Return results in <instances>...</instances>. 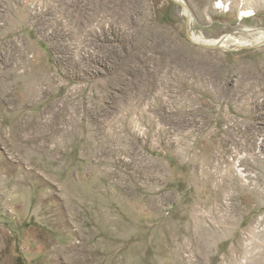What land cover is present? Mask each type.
<instances>
[{
	"label": "rangeland",
	"instance_id": "1",
	"mask_svg": "<svg viewBox=\"0 0 264 264\" xmlns=\"http://www.w3.org/2000/svg\"><path fill=\"white\" fill-rule=\"evenodd\" d=\"M185 1L195 36L257 44L264 0ZM186 23L0 0V264H264V44Z\"/></svg>",
	"mask_w": 264,
	"mask_h": 264
},
{
	"label": "bare ground",
	"instance_id": "2",
	"mask_svg": "<svg viewBox=\"0 0 264 264\" xmlns=\"http://www.w3.org/2000/svg\"><path fill=\"white\" fill-rule=\"evenodd\" d=\"M183 11L185 12V14L187 15L188 14V11L186 9H183ZM252 15V12L250 13L249 11H242L241 12V17H248V16H251ZM192 20V24H193V19L191 18ZM246 31H248V34H255L256 33V37H255V43H261V42H264V29H261V28H253V29H247ZM191 35V38L194 40V41H197L199 42L200 44H203V45H219V46H224V41L227 40V43H235L236 45V48H241V47H244V45L248 44V40L247 41H238L236 39H228V34H225V35H222L218 38H213V39H203L201 35L199 36H195L193 33H190ZM247 46H250V45H247ZM225 48V47H224Z\"/></svg>",
	"mask_w": 264,
	"mask_h": 264
},
{
	"label": "water",
	"instance_id": "3",
	"mask_svg": "<svg viewBox=\"0 0 264 264\" xmlns=\"http://www.w3.org/2000/svg\"><path fill=\"white\" fill-rule=\"evenodd\" d=\"M172 1H174L175 3H177L182 9H186L188 11V14H187V23H186L187 24V30H186L187 37H188V39L192 43H194V44H196L198 46L205 47V48H209V49H222V50L227 51V50H239V49H242L244 47H258V46L264 44V42H262V43H257V44L250 45V46H244V47H241V48H236V47L224 48V47L219 46V45H208V46H206V45L200 44L199 42L194 41L191 38V35H190L191 25H189L188 22H189V19L193 18V15H192V12H191V9H190L189 5L186 3L185 0H172Z\"/></svg>",
	"mask_w": 264,
	"mask_h": 264
}]
</instances>
